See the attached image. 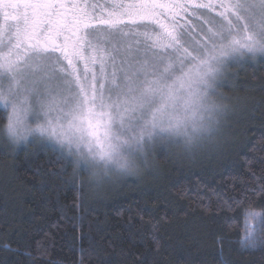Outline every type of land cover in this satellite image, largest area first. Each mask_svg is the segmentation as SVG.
Masks as SVG:
<instances>
[{
	"label": "snow or ice",
	"instance_id": "1",
	"mask_svg": "<svg viewBox=\"0 0 264 264\" xmlns=\"http://www.w3.org/2000/svg\"><path fill=\"white\" fill-rule=\"evenodd\" d=\"M255 65L264 66V0H0V153L50 154L61 183L89 178L82 200L86 187L127 173L146 145L201 147L219 135L229 117L210 100L224 86L217 77ZM245 160L251 183L240 180L239 197L213 192L207 207L217 218L239 212L241 250L264 252V210L243 207L252 194L264 200V158ZM37 252L47 248L37 242Z\"/></svg>",
	"mask_w": 264,
	"mask_h": 264
},
{
	"label": "trees",
	"instance_id": "2",
	"mask_svg": "<svg viewBox=\"0 0 264 264\" xmlns=\"http://www.w3.org/2000/svg\"><path fill=\"white\" fill-rule=\"evenodd\" d=\"M232 74L221 87L230 108L219 135L190 150L153 148L141 173L86 187L82 200L78 184L86 176L61 183L50 175L59 169L50 154L30 155L31 145L27 153H0V264H140L137 257L143 264H264V252L241 250L239 212L217 218L207 207L213 192L239 197L240 180L251 183L246 155L264 158L254 150L264 149V66ZM217 144L222 150L212 149ZM252 170L262 174L259 164ZM63 179L73 180L72 168ZM243 207L262 211L264 200L252 194ZM233 215L235 222L227 219ZM37 242L47 248L43 256Z\"/></svg>",
	"mask_w": 264,
	"mask_h": 264
},
{
	"label": "rangeland",
	"instance_id": "3",
	"mask_svg": "<svg viewBox=\"0 0 264 264\" xmlns=\"http://www.w3.org/2000/svg\"><path fill=\"white\" fill-rule=\"evenodd\" d=\"M234 67H230V68H225L222 70L221 74L217 77V82L219 83H223V84H229L231 83V78L233 76L232 71H233ZM5 85L7 84V81L4 82ZM211 102H213L214 104H216L219 109H220V113L222 116L227 115V112L230 108V106L228 105L229 101L226 99V96L221 92V87H218L215 89V94L212 95L210 97ZM7 115H8V111L7 110H3L0 111V116H2V119H0V126H2L3 124L6 123V119H7ZM224 119L220 120V123H223ZM30 123H34V121L30 120ZM210 139V137L208 138ZM199 141L198 143L201 145L206 144L205 141ZM154 147L152 145H146L145 149L141 155V158L139 161H136L133 163V166L131 167V169H129V171L125 174H117L116 176L112 177V180L114 182L119 181H126L130 178H133L134 175H137L139 173H141V169L145 168L146 163H147V155L148 152L151 151ZM149 149V150H148ZM170 150H174V151H182V150H190V149H194V147L192 148H187L183 143H181L179 146H171L169 147ZM89 178L86 177L85 178V182H87ZM94 188V187H92Z\"/></svg>",
	"mask_w": 264,
	"mask_h": 264
}]
</instances>
